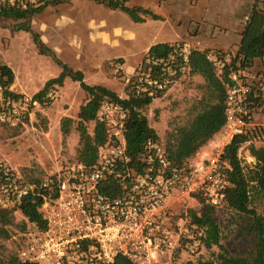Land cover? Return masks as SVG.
Masks as SVG:
<instances>
[{"label": "built area", "instance_id": "obj_1", "mask_svg": "<svg viewBox=\"0 0 264 264\" xmlns=\"http://www.w3.org/2000/svg\"><path fill=\"white\" fill-rule=\"evenodd\" d=\"M43 0H0V11L28 9ZM248 19V16L246 17ZM161 64V72H138L134 88L138 93L155 95L171 88L176 71L172 63L189 60L194 44L178 41ZM215 60V55L209 56ZM185 69V65L182 66ZM123 69L120 62L115 72ZM136 73V72H135ZM134 73V74H135ZM235 77V76H234ZM130 81V79L128 80ZM47 98H56L55 89ZM251 87L238 83L230 87L226 98V122L221 134L207 142L183 165L173 163L164 141L149 138L137 154L126 145L130 112L115 101H104L96 121L108 134L96 161L76 160L61 166L38 181L26 179L20 170L0 162V207L16 208L29 197L42 199L39 210L43 228L29 222L20 239V260L38 264H113L118 256L132 264H187L207 250L204 232L183 217L180 203L185 198L197 202V196L219 209L231 186V165L224 156L232 138L251 125ZM34 95L16 94L11 86L0 83V122L17 127L25 124L40 106ZM218 133V132H217ZM239 157L255 166L250 151ZM179 203V204H178Z\"/></svg>", "mask_w": 264, "mask_h": 264}, {"label": "trees", "instance_id": "obj_2", "mask_svg": "<svg viewBox=\"0 0 264 264\" xmlns=\"http://www.w3.org/2000/svg\"><path fill=\"white\" fill-rule=\"evenodd\" d=\"M106 5L110 9L121 10L136 22L145 21L146 15L154 19L162 17L154 13L150 8L144 6H129L127 0H92ZM64 0H43L42 4L28 9L8 8L0 11V17H13L17 19H26L36 13H40L49 4L62 3ZM32 33L35 43L39 48V53L48 54L49 49L41 40L38 33L33 31L28 25L23 28ZM242 39L238 50L232 52L221 51L218 49H199L193 48L189 60L182 64V60L172 63V68L176 74L172 76L174 83L186 73L199 74L205 79L209 90L208 96L201 99L203 108L188 123L175 128L167 140H163L157 130L151 126L148 116L144 109L150 106L153 101L163 96L170 88L165 91L148 95L138 93L134 88V81L137 79L138 72L151 70L153 75L161 72V64L156 62L160 59H166L172 51V43L154 44L136 73L132 75L126 86L127 97H121L115 91L103 85H90L85 81V75L82 70H76L70 65L56 58L61 64V73L54 78L49 79L45 86L38 91L34 98L40 100L41 105L52 102L47 98V93L55 89V86H62L67 77L79 81L81 87L88 92L87 100L81 105L76 130L80 134L81 148L78 151V159L87 164H92L98 157L99 149L108 140L106 127L103 123L96 121L97 112L104 101H115L122 104L130 112V118L127 124L126 145L128 151L137 154L142 150L144 142L149 138L164 141L169 159L181 166L191 158L210 138L219 132L226 122V98L230 87L243 83L251 87V112L261 106V96L257 95L258 84L255 81H249V76L244 72L253 66L255 59L264 58V6L254 4L249 12L248 19L241 33ZM51 52V51H50ZM219 54H230L229 61L224 60L222 67L218 68L215 61L209 56ZM122 62L121 59L115 60ZM185 65V69L182 66ZM235 76V77H234ZM243 77H247L246 79ZM244 81H241V80ZM14 81V71L7 65L0 62V83L11 86ZM95 120L93 133L89 132L87 123ZM251 120V118H250ZM71 117H63L61 120V130L64 136L69 131L74 122ZM263 132L257 125H250L248 129L241 134L235 135L231 142L225 147L224 156L228 159L231 170L229 179L231 186L227 189L226 199L222 207H225L235 213H238L249 219L250 229L254 235V246L250 253L245 256L234 255L222 243V231L216 220L217 208L211 206L205 200L197 196L198 208H189L183 215H188L192 224L204 232V244L207 250L214 246L219 248L214 259L204 260L201 256L196 261H189L187 264H264V215L258 213L251 203L258 197L264 199V145H256L252 142L253 135ZM246 143H249L251 154L256 158L255 166L251 167L245 164L239 157V150ZM41 179V178H40ZM38 179V180H40ZM29 180V179H28ZM30 180V181H38ZM42 199L38 196L29 197L16 208L0 207V239L12 238L16 232H12L11 226L15 218L20 214L27 218L29 222L35 223L38 227L45 226V220L39 210ZM22 219L21 227L27 228V221ZM0 264H38L30 261L23 262L18 256L17 250L11 252L8 256L0 260ZM113 264H132L124 257L118 256Z\"/></svg>", "mask_w": 264, "mask_h": 264}, {"label": "rangeland", "instance_id": "obj_3", "mask_svg": "<svg viewBox=\"0 0 264 264\" xmlns=\"http://www.w3.org/2000/svg\"><path fill=\"white\" fill-rule=\"evenodd\" d=\"M156 1L163 3L164 12H170L173 8V3H170V0H127V5L143 6L147 2L157 3ZM85 4L89 5L86 6ZM204 4V0H199V3L195 6H190L189 3L180 4L183 6V11L180 12L183 26L179 29V33L182 37L187 38L189 37L188 26L194 30L199 29V37L203 44L213 45L214 41L208 38L205 33L209 25L206 22H201L198 17L205 9ZM255 4L260 7L264 6V0H260ZM113 10L92 0L87 1V3H85V0H64L62 3L49 4L42 12L26 19L0 17V62L7 63L14 68L23 82H31V86H36L44 77L61 73L63 68L56 58L70 65L68 61L69 59L71 61L72 59L75 60V52L73 47L63 46L67 49L65 55L60 50H54L45 43L51 52L41 54L32 33L24 30V27L29 25L39 36H41V33H47L46 35L51 38L52 42L56 43L58 38L54 30L58 28L59 18H61L63 22H66L63 23L65 26L67 24L68 27L77 28L80 34L79 38L83 39V42L79 40L78 47H81L82 44L83 49L87 51L89 45L84 42V39L86 41L89 37L85 32L89 16L98 13L99 18L106 20L111 18L109 15ZM47 27L49 29L46 31ZM235 38L236 35L233 33L230 36L231 43L235 41ZM198 47L199 45L194 44L193 48ZM226 57H228L226 54L215 56V63L219 70ZM81 61L85 62V60ZM116 63L118 62L115 60H107L104 63L105 68L104 70L101 68V72L85 69V81L90 85L100 84L106 86L124 98L127 96L126 86L129 83L128 80L135 72L128 75L122 69L116 73ZM262 65L263 63H260L255 68L254 72L260 68L257 75L263 72ZM255 77L253 80L255 84H258L260 81L257 79L258 77ZM243 78L246 79L247 77ZM35 81L37 82L36 85H32ZM12 90L16 94H23L14 89ZM208 93L209 90L202 75L186 73L163 96L156 98L150 106L146 107L144 113L148 116L151 126L157 129L164 140H167L168 135L175 128L185 125L202 110L201 99L206 98ZM55 95L56 98L51 103L36 107L26 119L25 124L12 127L0 122V162L20 170L23 176L29 180H38L44 177L64 161L74 162L79 160L78 151L81 148V142L80 134L76 130V122L81 104L88 98V92L81 87L79 81L68 77L61 87H55ZM260 100L261 106H263L264 100ZM255 112L260 114L258 115L257 122L259 124L257 126L262 129L264 127V109L262 111L255 110ZM66 115L68 117L73 116L71 118L75 121L71 124L69 133L64 136L61 130V122L59 120L56 122V120L60 117V120H62L63 117H67ZM253 119L255 117L252 114L251 125ZM87 128L90 132L93 128L92 123H87ZM252 142L258 146L264 145V131H259L253 135ZM248 151H250L249 143H246L243 155L245 156ZM244 161L247 162V160ZM179 206L180 211L186 213L189 208H198V203L191 198H185ZM251 207L264 215L263 198L258 197L253 200ZM216 220L222 231V243L230 253L245 256L252 251L254 235L250 229L249 219L222 207L217 210ZM21 221L23 220L18 215L11 226L12 232H16L19 239L24 231L21 227ZM17 247L18 239L14 237L0 239V260L17 250ZM218 251L219 248L214 246L209 250H204L200 256L204 260L214 259Z\"/></svg>", "mask_w": 264, "mask_h": 264}, {"label": "crops", "instance_id": "obj_4", "mask_svg": "<svg viewBox=\"0 0 264 264\" xmlns=\"http://www.w3.org/2000/svg\"><path fill=\"white\" fill-rule=\"evenodd\" d=\"M87 1L89 0H85V3H87ZM258 1L260 2V0H204L205 9L198 15V17L201 22H206L207 25H209L205 33L208 35V38H211L214 41L211 40L214 43L213 45L203 44V41L199 37V29L194 30L188 26L187 31L189 37L187 38L182 37L179 33V29L183 26V19L180 13L183 11V6L180 4L184 5L185 3H189L190 6H195L199 3V0H170L169 2L173 3V8H171L170 12L163 11V3H161V1H156L157 3L147 2L146 5L143 6L150 8L162 18L154 19L150 15H146L144 16L145 21L143 22L134 21L131 16L123 11L113 10L109 15L111 18L106 20L99 18L98 13L96 12L97 14L94 16H89V24L87 23V27L85 28L86 35L89 36L86 41L84 39V42L89 45L88 52L83 49L82 44L81 47H78L79 40L81 39L79 38L80 34L77 28L68 27L67 24L65 26L63 23L66 22H63L61 18H59L58 28L54 30L56 32L55 35L58 38L56 43L52 42L51 38L46 35L47 33H41L40 38L49 47L57 51L60 50V52L65 53V55L67 54V49L63 46L68 45L73 47L75 60L72 59L71 61L68 57V62L70 66L74 69L76 68V70H82L84 72L85 69H89L94 72H101V68L104 70V63L107 60L121 59V64L124 69L123 71H126L128 75H131L140 66L149 49L157 43L173 44L178 41H188L195 45H199L198 48L202 50L211 48L224 52L230 51L234 54L241 43V33L246 23V17L249 16V12L251 11L249 8H252L255 3H258ZM85 5L88 6L89 4ZM48 29L49 27L46 28V31ZM233 33H235L236 38L235 41L231 43L230 36ZM81 41L83 42V39ZM226 56L228 57H226L225 60L229 61L231 55L228 54ZM81 60H85V62ZM70 62H73L74 64ZM260 63H263L261 67L263 72H261L260 75H257L260 68H258L256 72H254V70ZM12 69L14 71V81L11 84L12 89L19 93L29 95H35L45 86L49 79L58 76L44 77L38 82V85H36L37 82L35 81L32 85L36 86H31V82H23L21 78H19L16 70L14 68ZM244 75L249 76V81H253L255 76L258 77L257 79L260 81L258 89L260 90L257 92V95L261 96V99L264 100V58L255 59L253 66L248 68L244 72ZM55 87L58 88L61 86L56 85ZM263 109L264 105L258 107L256 110L262 111ZM258 115L260 114L255 111L253 112L255 119H253L252 125L259 124L257 122ZM66 116L68 117V115ZM60 119L57 118L56 122L58 120L61 122ZM91 123L93 128L90 132L93 133L95 120L91 121L90 124ZM220 134L221 130L216 133L214 137H217ZM162 139L164 140V138ZM205 148H207V143L201 147V149ZM61 164H58L59 166L57 165L56 167L59 168Z\"/></svg>", "mask_w": 264, "mask_h": 264}]
</instances>
